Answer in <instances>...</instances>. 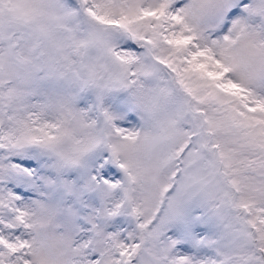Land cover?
Here are the masks:
<instances>
[{
    "label": "snow or ice",
    "instance_id": "6c2138e0",
    "mask_svg": "<svg viewBox=\"0 0 264 264\" xmlns=\"http://www.w3.org/2000/svg\"><path fill=\"white\" fill-rule=\"evenodd\" d=\"M0 264H264V0H0Z\"/></svg>",
    "mask_w": 264,
    "mask_h": 264
}]
</instances>
